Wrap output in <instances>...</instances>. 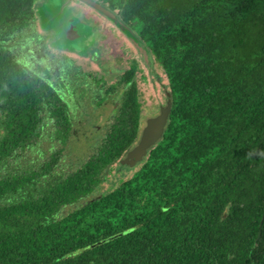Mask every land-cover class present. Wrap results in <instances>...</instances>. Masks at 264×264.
Here are the masks:
<instances>
[{"label":"trees","instance_id":"1","mask_svg":"<svg viewBox=\"0 0 264 264\" xmlns=\"http://www.w3.org/2000/svg\"><path fill=\"white\" fill-rule=\"evenodd\" d=\"M101 1L138 26L162 67L167 125L138 168L102 191L139 135L133 64L85 162L58 174L53 150L21 166L44 126L50 147L66 143L74 111L89 121L102 99L73 102L22 65L8 42L31 26L35 0H0V264H264V0Z\"/></svg>","mask_w":264,"mask_h":264},{"label":"rangeland","instance_id":"2","mask_svg":"<svg viewBox=\"0 0 264 264\" xmlns=\"http://www.w3.org/2000/svg\"><path fill=\"white\" fill-rule=\"evenodd\" d=\"M51 1L53 3V4L51 3L53 6L52 10L55 11V13H59L58 11L61 12L60 7L58 6V4L60 5V0H51ZM46 3L47 0H35V7L38 9L43 4ZM70 7L71 6L67 5L66 9H63V11L64 12L68 11ZM88 9H91L94 12L93 14L97 15V17L101 16L105 21H107V19L96 10L90 7ZM71 12L75 17H77V20H80L81 25L79 30H80V34L82 33L81 35L83 36L79 37L77 39L78 41H68L65 43V45L68 46L69 48L74 49L76 55L87 57V58H77V59L75 58L76 63L78 62L83 65V69H84V70L82 69L83 71H89L90 73H92V75L96 77V79L101 75L105 77L103 79L106 80L102 86L98 85V83H96L97 81L93 79H90V84L83 85L80 82L81 78L76 77L74 74H72V72L69 71L66 74V79L63 81H67L66 85H69L68 87L72 96L71 97L72 101L74 102V100L79 98L80 94L82 95L83 93L86 96H91L92 93L94 92L97 93L96 89L100 86L102 87L101 90H104L109 84H111V82H113L122 73V72L113 73L114 71L112 72V69L127 68L128 65L131 63V61L135 59V61L138 63L135 79L137 81L139 88V99L142 103L141 124L143 127V125L145 124V120L149 117L155 116L159 112L160 107L164 106L167 101V93H168L167 82L162 67L151 54L150 56H151L152 64L151 65L147 64L146 61L144 60L143 55L139 51H137L134 45H132L128 40L127 41L130 44V46H128L127 42L125 44L124 43L122 44L111 41V38L108 37L103 38V36L104 37L106 36L105 31H103V29H101L99 25H97L93 20L89 18H85L87 16L86 14H84L83 16L81 10L80 11L76 10L75 13L73 10H71ZM81 17L83 19H81ZM58 18L60 19V17ZM58 18L56 19V21L59 20ZM105 25L107 24L104 23L102 24L103 27ZM35 27L37 28L33 29L32 27L31 29L25 30L23 33V37L26 38L27 35L31 33V31L36 29L38 30L40 28L37 25H35ZM55 27L58 29V27L61 26L55 24ZM107 28L110 27L107 26ZM137 28L138 26H136L133 29V31L136 30ZM23 37L16 36L17 39L15 41L13 40L9 41L8 44L10 49L13 50L15 55L18 56L19 58L24 57L27 61L31 62L33 64L32 65L33 69H36L37 71H41L39 70L41 65L37 64V62H39L40 59L37 56H40L41 52H45L44 48L43 51L40 50L36 52L37 56L32 55L31 53H29V51H27L28 49L26 46L24 45L21 46V42L24 41ZM32 37L35 40L38 39V36L34 32L32 35H29L28 40H31ZM84 39H86L85 43H83ZM62 43H63L62 41H58L57 46L61 45ZM118 44L119 46L117 48ZM30 45H32V43ZM51 47L53 46L51 45ZM53 48L59 49L58 47H53ZM62 50L65 52L67 51L66 49H60L56 51L63 52ZM88 52H90L89 54L92 55H89ZM93 57H95L94 61H92ZM61 62L63 66L68 65L70 67H73L74 69L78 67L76 64L70 65L69 62L64 64L63 60ZM96 65L99 66L100 68L103 67L104 68L99 69ZM104 69L110 70L111 76L107 77L106 75H104V71H105ZM50 78H52L50 81L53 82V85L58 90L63 89V91H66L62 83L63 81H59L58 78H53V77ZM74 88H77V94L75 91H73ZM102 95H103L102 98H104L105 95L104 94ZM83 97L86 98L85 96ZM104 103L105 105H101L100 109L98 108L97 112L95 113L96 118L94 117L93 120L94 125H97L96 127H98L97 128L98 131L95 129V126L94 127L92 125L90 126V124L85 125L87 123L88 116L80 114L85 112H80V108H77L76 111H74L76 117L73 118L72 127H71L72 133L74 134L67 139L66 143H59L54 140L55 142L54 146L50 147V143L53 144V142L50 141V139H48L47 135L45 134L49 130V127L44 126L42 136L34 140L31 144V147L26 148L23 152H21L20 161H19L21 163V166L24 167L30 166L31 168H36L41 163L43 164L44 161L49 158L53 150H56V152H58L57 153L58 160L55 166L56 173L66 174L69 171L76 169L79 165L85 162L89 158L92 151H94L96 145H94L93 143L95 140L100 138L97 137V135L102 136L101 134H99V132L104 131L103 127L109 121L108 118L110 117V110L116 105L115 101H109L108 98L104 101ZM79 116L82 118L81 122L83 125L79 124V122H76V119L78 121ZM139 165L140 163L138 165L136 164L132 168L124 169L119 167L118 161L115 162L110 167V171L106 176L107 180L103 182L102 191L109 190L112 187L116 186L117 183L120 182V179H125L126 177L130 176L138 168ZM121 169L123 170L121 171ZM96 194L98 193H94L92 196H96ZM73 207H74L73 204L67 205L63 208L62 211L66 212L67 210L72 209Z\"/></svg>","mask_w":264,"mask_h":264},{"label":"flooded vegetation","instance_id":"3","mask_svg":"<svg viewBox=\"0 0 264 264\" xmlns=\"http://www.w3.org/2000/svg\"><path fill=\"white\" fill-rule=\"evenodd\" d=\"M103 4L111 9V6L110 5L105 4V3H103ZM68 5L71 6L70 9L73 10L74 13L76 12V10H79V11L81 10L83 16H84V14H86L87 17H85V18H89V19L93 20L97 25H99V27L101 29H103V31H105V35L106 36L105 37L103 36V38H107L108 37V38H111V41L118 42V43H122V44L123 43L125 44L127 42L128 46H130V44L128 43L127 39L124 37V35L121 34L117 29H115L114 26L112 25V23H110L109 21H105L103 19V17H101V16H100L101 17L100 18L99 16L97 17V15H94L93 14L94 12L91 9H88L89 7L87 5H85L84 3H82V2H80L78 0H71ZM34 7H35V5H34ZM114 12H116V11H114ZM81 19H83V18L81 17ZM103 23L104 24H107V25H105L103 27L102 26ZM35 25H37L38 27H40V25H39V19L36 16V14H35V17L33 19V22L31 24V26L29 28H27V29H31L32 27H33V29L34 28H37V27H35ZM107 26H109L110 28H107ZM40 28L38 30L37 29L36 30H33V31H31V33H29V35H32L33 32H34L38 36V39L35 40L32 43V45H30V46L25 45V46L28 49L27 51H29V53H31L32 55H36V52L37 51H40V50L43 51V48L45 50V52H41V55L40 56H37L36 55L40 59V61L37 62V64H40L41 65L40 68H39V70H41V71H39L40 72L39 74L41 76L40 77L41 78L40 79L41 81L51 80L52 78H50V77L58 78L59 81H63V80L66 79V74L70 71L76 77H80L81 78V81L80 82L83 85L90 84V79L96 80L97 81L96 83H98V85H101V86L105 83L106 80L103 79L105 77H103V76L100 75L96 79V77L94 75H92V73H90L89 71H83L84 69H83V65L81 63H78V62L76 63L75 62V58L76 59L77 58H87L86 56H78V55H76V52H74V51H66V52L63 51V50H62L63 52L56 51V50H60L61 48L54 49L53 47H51V39L53 37V33L54 32L52 30H45V29H42V28L40 29ZM110 29H112L113 31L110 30ZM29 35H27V37L25 38L26 41L29 38ZM121 41H123V42H121ZM45 43H46V46H45ZM118 46H119V44L117 45V48H118ZM89 53L90 52H88V54ZM89 55H92V54H89ZM16 58L18 60H20L21 61L20 63L22 65H25L28 70H30V69L33 70V71L36 70V69H33L32 68V65L33 64L31 62L27 61L24 57L19 58L18 56H16ZM94 59H95V57H93V60L92 61H94ZM62 60H63L64 64H66V63L69 62L70 65L76 64L78 67L76 69H74L73 67H70L68 65H64L63 66V64L61 62ZM133 64L136 66V68L133 71L134 74L132 76V79L135 82V85L137 87V96H138V101L140 103V108H139V110H140L139 111V113H140V122H139V132H138L139 135H138V138L140 136V132H141V129H142V124H141V122H142V114H141V106H142V103H141V101L139 99V88H138L137 81L135 79L136 72H137V68H138V63L135 61V59H133L131 61V63L128 65L127 68H120V69H115L114 68V69H112V72L114 71L113 73H115V72L116 73L117 72H122L121 75H119L113 82H111V84H109L104 90H101L102 89L101 86L96 89L97 91L100 90V94L98 95L99 96L98 99H102L101 100V104L98 107L99 109H100V106L101 105H105L104 101L107 98L109 99V101H115V103H116V105L113 108H111V110H110V117L108 118L109 121L103 127L104 128V131L103 132H99V134H101V135L105 134V132L109 130V126L113 122L114 110H115V108L118 106V104L120 102V98H121L122 93H124L125 90H126L125 89V85H124L125 83H124V81L122 79V76H123L124 72L126 70H128ZM97 67L99 69H103L104 68V67L103 68H100L99 66H97ZM45 72L48 73L49 77L47 76V73H45ZM104 75H106L107 77L111 76V71L108 70V69L105 70L104 71ZM66 82L67 81H63L62 82L63 85H64V89L65 90H67L69 88L68 87L69 85H66ZM108 87L109 88H112V90L106 92V89ZM60 91L65 93V91H63V89H60ZM102 94L105 95V97H104L105 99L104 98H101V97H103ZM70 99H71V96H70ZM167 99H168V96H167ZM97 110H96V112H97ZM95 113L92 115L91 119L89 121H87V123L85 125H89L90 124V126L91 125L93 127L95 126V129L97 130V128H98V127H96L97 125H94V123H93L94 117L96 118V114ZM81 120H82V118L79 116L78 122H79V124L83 125L82 122H81ZM71 131H72V129H71ZM137 141H138V139H137ZM125 153H124V155H125Z\"/></svg>","mask_w":264,"mask_h":264},{"label":"water","instance_id":"4","mask_svg":"<svg viewBox=\"0 0 264 264\" xmlns=\"http://www.w3.org/2000/svg\"><path fill=\"white\" fill-rule=\"evenodd\" d=\"M71 0H60V11L55 13L52 9V1L47 0L46 4H43L38 9L34 7V12L39 19V25L43 29H51L53 37L51 39V45L53 47H58L61 49H66L67 51H75L72 48H69L65 45L68 41H78L77 39L83 35L80 34V20H77V17L73 15L70 8L68 11L64 12L63 9H66V6L70 3ZM88 7L96 10L102 14L107 21L111 22L112 25L119 30L121 34L139 51L146 61L147 64L151 65L152 60L150 56V51L141 40V38L133 31V29L124 22L120 15L115 13L113 10L105 6L100 0H78ZM52 3V4H51ZM55 13V14H54ZM60 17V19L58 18ZM59 19L56 21V19ZM57 24L58 29L55 27ZM85 40L83 43H85ZM62 41L63 43L57 46V42ZM169 96V94H167ZM171 108V99L168 97L164 106L160 107L159 112L152 117H149L145 120L138 141L127 150L125 155L119 159V163L127 166H134L137 163L141 162L147 151L155 145L159 139L162 137V134L167 125L169 113ZM264 219V211L260 219L259 226L261 227L262 221ZM260 231V230H259Z\"/></svg>","mask_w":264,"mask_h":264},{"label":"crops","instance_id":"5","mask_svg":"<svg viewBox=\"0 0 264 264\" xmlns=\"http://www.w3.org/2000/svg\"><path fill=\"white\" fill-rule=\"evenodd\" d=\"M45 30H51V29H45Z\"/></svg>","mask_w":264,"mask_h":264}]
</instances>
